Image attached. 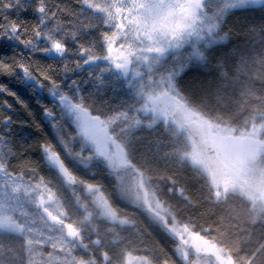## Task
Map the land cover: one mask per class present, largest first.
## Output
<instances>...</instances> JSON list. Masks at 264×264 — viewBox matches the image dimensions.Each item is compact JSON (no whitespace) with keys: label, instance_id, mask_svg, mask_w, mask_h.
Wrapping results in <instances>:
<instances>
[{"label":"trees","instance_id":"obj_1","mask_svg":"<svg viewBox=\"0 0 264 264\" xmlns=\"http://www.w3.org/2000/svg\"><path fill=\"white\" fill-rule=\"evenodd\" d=\"M53 2L64 31L82 45L81 55L72 58L80 67L69 73L70 78L62 76L61 57L55 51L47 59L31 57L41 66L56 69L50 74L62 85L58 95L106 127L104 131L125 148L127 164L145 176L156 198L179 224L203 235L234 264H264V208L237 191L219 195L209 174L185 156V134L174 124L152 115L141 122L131 116L141 107V99L129 87L127 71L111 66L110 60L119 49L124 55L140 49L126 39L133 26L146 37V28L175 24L170 0ZM8 15L35 23L31 16L23 17L15 10ZM212 37L216 40L203 39L178 52L169 50L157 68L164 73L176 72L177 90L196 113L240 129L261 124L264 3L224 10ZM68 46L73 47L71 39ZM19 79V73L0 75V85L16 92L29 109L26 113L13 97L0 95V100H7L16 109L8 113L13 118L11 124L5 127L0 123V176L46 186L64 210V220L57 228L79 231L80 240L73 241L68 251L52 250L58 255L52 264H129L135 257H145L150 264H193L195 255L189 253V263L185 262L187 248L167 226L168 221L138 204L144 205V200L137 198L133 172H124L122 164L110 165L107 157L87 145L82 130L55 96L50 103L45 91L38 103L40 93L25 91ZM43 105L51 109L47 117ZM55 153L73 175L74 185L48 162ZM97 188L104 192L118 218L99 212ZM9 206L21 224L17 209ZM28 208L34 213L32 218H48L36 198ZM33 247L23 233L0 229V264H44L39 251L48 253L49 246Z\"/></svg>","mask_w":264,"mask_h":264},{"label":"rangeland","instance_id":"obj_2","mask_svg":"<svg viewBox=\"0 0 264 264\" xmlns=\"http://www.w3.org/2000/svg\"><path fill=\"white\" fill-rule=\"evenodd\" d=\"M170 2V15L175 24L158 26L151 30L146 28L148 33L146 37L133 26L126 39L135 48L140 49L129 55H124V50L119 49L110 60L112 67L127 71L128 85L141 99V107L131 116H135L141 122L147 115H152L174 124L180 133L185 134L187 148L185 156L209 174L219 195L237 191L247 196L254 204L264 208V134L262 132L264 122H260L261 124L257 126L253 123L254 125L251 124L249 129H240L216 123L203 114L196 113L177 90L176 72L164 73L157 68L158 65L160 66L161 58L169 50L178 52L189 45L195 47L203 39L215 41L216 38L212 35L218 25V16L224 10L260 5L264 0H170ZM153 6L157 7L155 4ZM132 8L138 7L132 6ZM125 28L129 29L128 26ZM55 97L80 127L87 145L107 157L110 165L122 164L124 172H133L137 198L142 196L144 200V205L140 202L138 204L145 206L149 213L168 221L167 226L187 248L185 250L188 255L186 252L183 253L186 263H189V253H192L195 255L193 264H212L211 257L217 264H234L203 235L179 224L171 216L163 203L156 198L145 176L127 164L125 148L115 137H110L105 132L106 127L100 121L93 119L84 109L75 106L64 95L57 94ZM126 168L129 171H125ZM0 179L2 197L0 229L23 233L28 238L29 244L34 246L33 248L38 249L41 245L49 246L48 253L39 251L44 255L42 258L44 264H52L55 262L54 258H58L57 252L51 253L53 249L68 251L73 241L78 243L79 231L74 228L69 230L57 228V224L64 220V210L58 198L46 186L22 183L5 175L0 176ZM23 195H27V204H25L27 199ZM35 198L40 202L42 212L48 217L44 218V221L31 217L34 213L30 212L28 207ZM95 202L103 216L118 218L101 189L97 188ZM9 205L17 209L21 224L15 221ZM129 264L150 263L145 257H135Z\"/></svg>","mask_w":264,"mask_h":264},{"label":"snow or ice","instance_id":"obj_3","mask_svg":"<svg viewBox=\"0 0 264 264\" xmlns=\"http://www.w3.org/2000/svg\"><path fill=\"white\" fill-rule=\"evenodd\" d=\"M13 10L23 17L31 16L35 23L11 18L8 13ZM70 39L72 48L68 46ZM81 47L62 28L53 0H0V75L16 76L19 73L18 83L25 91L33 89L40 93L36 97L38 103L45 91L52 103V97L60 92L62 85L50 74L56 69L41 66L31 57L40 55L47 59L55 51L61 57L62 76L70 78L69 73L80 67L72 58L81 55ZM0 95L13 97L26 113L29 112L17 93L6 86L0 85ZM42 110L45 117L51 114L47 105H43ZM14 111L16 109L12 103L0 100V123L5 127L11 124L13 118L8 113Z\"/></svg>","mask_w":264,"mask_h":264},{"label":"water","instance_id":"obj_4","mask_svg":"<svg viewBox=\"0 0 264 264\" xmlns=\"http://www.w3.org/2000/svg\"><path fill=\"white\" fill-rule=\"evenodd\" d=\"M48 162L58 171V173L69 183L74 185L75 180L73 175L70 173L67 166L63 163L62 159L58 154H52L48 157Z\"/></svg>","mask_w":264,"mask_h":264}]
</instances>
